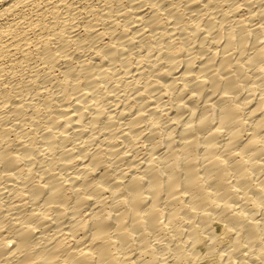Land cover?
<instances>
[{
	"label": "bare ground",
	"instance_id": "bare-ground-1",
	"mask_svg": "<svg viewBox=\"0 0 264 264\" xmlns=\"http://www.w3.org/2000/svg\"><path fill=\"white\" fill-rule=\"evenodd\" d=\"M213 253L264 264V0H0V264Z\"/></svg>",
	"mask_w": 264,
	"mask_h": 264
},
{
	"label": "rangeland",
	"instance_id": "rangeland-1",
	"mask_svg": "<svg viewBox=\"0 0 264 264\" xmlns=\"http://www.w3.org/2000/svg\"><path fill=\"white\" fill-rule=\"evenodd\" d=\"M213 231L214 233L217 235V236H220L221 237V240H220V246L217 248L220 249V250H223L227 245H229V239H230V234L225 236V235H222L223 234V230H222V226L221 224H218V223H214L213 224ZM229 237V238H228ZM225 238V239H224ZM224 239V240H223ZM224 243V244H223ZM205 242L202 243V245L198 248V251L205 255L206 252H207V249L205 247ZM222 248V249H221ZM214 254V255H213ZM212 255L210 254V256L208 255V257L206 256V259H204L203 261L201 260L200 262L196 263V264H222V260L220 259L219 256H217L216 253H213ZM211 258V259H210Z\"/></svg>",
	"mask_w": 264,
	"mask_h": 264
}]
</instances>
